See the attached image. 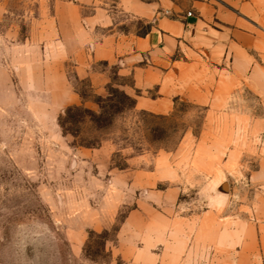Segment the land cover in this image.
Wrapping results in <instances>:
<instances>
[{"label": "rangeland", "instance_id": "374dc122", "mask_svg": "<svg viewBox=\"0 0 264 264\" xmlns=\"http://www.w3.org/2000/svg\"><path fill=\"white\" fill-rule=\"evenodd\" d=\"M55 1L0 0V264H129L138 250L169 252L178 230L201 235L204 217L216 231L240 223L246 232L253 199L264 198V97L243 87L219 113L186 102L162 116L125 105L104 126L85 118L65 134L68 107L97 113V98L129 81L105 63L90 64L96 86L76 76ZM111 6L119 33L149 29ZM224 183L227 194L218 192ZM216 253L210 264H223Z\"/></svg>", "mask_w": 264, "mask_h": 264}, {"label": "crops", "instance_id": "0c3cea01", "mask_svg": "<svg viewBox=\"0 0 264 264\" xmlns=\"http://www.w3.org/2000/svg\"><path fill=\"white\" fill-rule=\"evenodd\" d=\"M185 1H55L60 43L67 42L74 51L76 76L96 86L90 64L113 66L119 78L129 81L121 88L134 99V110L158 116L172 112L176 102L222 112L243 87L264 97V0ZM110 3L116 12L148 24L149 30L142 35L119 33ZM84 9L90 13L83 14ZM96 29L106 32L97 37ZM78 101L74 94L71 102ZM256 126L262 130L264 148V121ZM258 200L252 201L246 232L240 223L216 231L204 217L197 239L178 230L169 252L160 256L138 250L128 263L159 264L170 258L172 264H210L213 247L225 259L223 264H232L228 258H254V264H263L264 198Z\"/></svg>", "mask_w": 264, "mask_h": 264}, {"label": "trees", "instance_id": "16d2710c", "mask_svg": "<svg viewBox=\"0 0 264 264\" xmlns=\"http://www.w3.org/2000/svg\"><path fill=\"white\" fill-rule=\"evenodd\" d=\"M96 104L98 106L97 113L82 106L68 107L63 116L59 118V127L62 132L65 134H76L78 132V125L85 118H88L96 125L104 126L111 122L114 115L121 113L125 105L134 109V99L112 88L108 89V95L105 98L98 97Z\"/></svg>", "mask_w": 264, "mask_h": 264}, {"label": "water", "instance_id": "95a60500", "mask_svg": "<svg viewBox=\"0 0 264 264\" xmlns=\"http://www.w3.org/2000/svg\"><path fill=\"white\" fill-rule=\"evenodd\" d=\"M218 192L222 193V194H227L228 193V185L226 183H224L223 185H220V187H218Z\"/></svg>", "mask_w": 264, "mask_h": 264}]
</instances>
